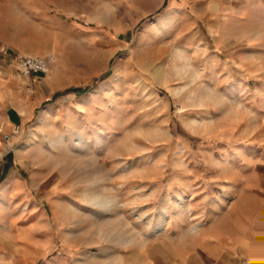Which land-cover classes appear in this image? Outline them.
Instances as JSON below:
<instances>
[{
  "label": "rangeland",
  "instance_id": "1",
  "mask_svg": "<svg viewBox=\"0 0 264 264\" xmlns=\"http://www.w3.org/2000/svg\"><path fill=\"white\" fill-rule=\"evenodd\" d=\"M70 3L45 74L66 88L0 126V188L13 167L26 194L0 210L23 226L45 212L55 243L0 249L8 264L205 262L207 237L259 212L264 0Z\"/></svg>",
  "mask_w": 264,
  "mask_h": 264
},
{
  "label": "crops",
  "instance_id": "2",
  "mask_svg": "<svg viewBox=\"0 0 264 264\" xmlns=\"http://www.w3.org/2000/svg\"><path fill=\"white\" fill-rule=\"evenodd\" d=\"M70 2L72 0H0V126L8 128L13 123H26L34 117L40 105L66 88V82L49 75H21L14 57L21 54L49 57L56 32L64 33L62 15L71 14ZM5 161L4 157L0 159L1 169L6 166ZM258 186L259 212L256 222H251L246 230L233 226L231 232L207 237L209 258L199 264H264V176L259 178ZM14 196H26L25 182L18 170L11 167L9 175L2 181L0 198L10 199ZM7 213L0 210V241L7 234L19 244L29 240L38 253L54 245L55 237L52 234L49 243H43L39 235L51 230L48 214H38V220L23 226L18 223L19 218L23 217L21 213L11 215L16 217L13 219H7ZM8 261L6 253L0 249V264H8Z\"/></svg>",
  "mask_w": 264,
  "mask_h": 264
},
{
  "label": "built area",
  "instance_id": "3",
  "mask_svg": "<svg viewBox=\"0 0 264 264\" xmlns=\"http://www.w3.org/2000/svg\"><path fill=\"white\" fill-rule=\"evenodd\" d=\"M16 67L23 76L48 74L50 71L49 59L41 55H18L16 57ZM21 131L20 125L16 124L13 126L12 133L14 137L19 136Z\"/></svg>",
  "mask_w": 264,
  "mask_h": 264
},
{
  "label": "bare ground",
  "instance_id": "4",
  "mask_svg": "<svg viewBox=\"0 0 264 264\" xmlns=\"http://www.w3.org/2000/svg\"><path fill=\"white\" fill-rule=\"evenodd\" d=\"M158 73H159V72H158ZM29 143H30L29 145H31L32 141H30Z\"/></svg>",
  "mask_w": 264,
  "mask_h": 264
}]
</instances>
